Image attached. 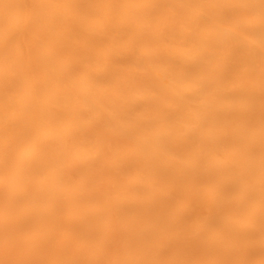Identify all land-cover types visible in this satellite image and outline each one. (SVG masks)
<instances>
[{"label":"bare ground","instance_id":"obj_1","mask_svg":"<svg viewBox=\"0 0 264 264\" xmlns=\"http://www.w3.org/2000/svg\"><path fill=\"white\" fill-rule=\"evenodd\" d=\"M0 264H264V0H0Z\"/></svg>","mask_w":264,"mask_h":264}]
</instances>
